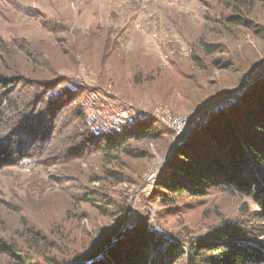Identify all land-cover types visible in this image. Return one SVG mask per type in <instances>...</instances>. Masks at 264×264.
<instances>
[{
  "label": "rangeland",
  "instance_id": "1",
  "mask_svg": "<svg viewBox=\"0 0 264 264\" xmlns=\"http://www.w3.org/2000/svg\"><path fill=\"white\" fill-rule=\"evenodd\" d=\"M235 13L254 27L229 24ZM1 74L11 81L6 95L32 102L23 105L34 124L24 141L29 157L0 171V238L18 247L19 257L68 260L115 225L110 214L122 206L129 213L111 236V251L145 223L185 240L228 230L239 242L264 246V213L253 198L213 189L166 205L157 185L178 147L264 82L263 3L249 13L234 0H0ZM44 82L68 85L75 94L66 101L106 128L140 124L158 137L131 142L133 155L106 157L91 144L84 152L67 148L77 112L57 117L43 106ZM191 118L187 135L178 136L170 120L188 126ZM78 135L87 142L85 132ZM107 200L115 206L104 215L96 204L107 207ZM35 233L43 244L32 248ZM14 258L0 249V264Z\"/></svg>",
  "mask_w": 264,
  "mask_h": 264
},
{
  "label": "trees",
  "instance_id": "2",
  "mask_svg": "<svg viewBox=\"0 0 264 264\" xmlns=\"http://www.w3.org/2000/svg\"><path fill=\"white\" fill-rule=\"evenodd\" d=\"M234 3L250 13L257 3L264 4V0H234ZM226 21L236 27H254L248 16L244 17L240 13L232 14ZM205 50H209V46ZM9 82L6 76L0 75V171L17 167L29 157V154H25L24 141L26 132L34 126L28 118L30 114L25 110V107H32V102L27 100L24 104L19 103V98L25 97V94L19 98L6 95ZM61 84H42L46 89L42 105L59 111L57 117L64 113L69 115L71 109L75 111L71 106L75 100L66 101L75 92H71L68 85L64 88ZM44 112L47 114V110ZM48 117L50 120L49 114ZM26 118L28 122L24 121V124ZM74 119L78 124L71 126L73 133L66 145L67 148L78 149L77 152L94 148L93 153L106 157L118 151L120 154L133 155L129 147L131 142L158 137L155 128L140 124L127 125L120 130L106 128V121L89 119L83 108ZM50 123L53 125L51 120ZM79 132L87 134V142L78 141L81 139ZM114 159L107 163H113ZM157 185L161 190V200L166 205L176 204V199L183 196L201 198L216 189L237 197H251L264 213V82L259 83L254 94L244 95L231 110L213 118L207 129L193 134L186 146L178 147ZM89 199L94 198L92 196ZM104 203L107 207L96 205L100 213L107 215V209H114L115 204L111 200ZM115 208V214H110L116 220L115 225L95 235L88 247L73 254L70 259L63 257L52 264H264V246L259 242H239L241 237L235 232L227 230L224 235L212 233L185 240L157 230L149 223L130 228L111 251L115 242L111 236L118 232L129 213L126 206ZM223 228L229 229V225L224 224ZM39 237L42 236L34 234L32 248L43 244ZM43 247L53 249L47 244ZM3 248L15 257L16 264H36L33 257L41 256L28 252L21 258L16 254L20 252L18 247L6 246L5 240L0 238V249ZM106 252H109L107 258L101 260ZM51 261L48 258V262Z\"/></svg>",
  "mask_w": 264,
  "mask_h": 264
},
{
  "label": "built area",
  "instance_id": "3",
  "mask_svg": "<svg viewBox=\"0 0 264 264\" xmlns=\"http://www.w3.org/2000/svg\"><path fill=\"white\" fill-rule=\"evenodd\" d=\"M197 114L194 115V117L196 116ZM192 118L189 120V124L188 126L186 125L187 122H185L184 119H180V121L178 120H170L172 126L175 128L178 136H186L187 135V132H188V129H189V126L191 125V122H192ZM155 175L154 173L150 174L149 175V180L150 181H154L155 179Z\"/></svg>",
  "mask_w": 264,
  "mask_h": 264
},
{
  "label": "water",
  "instance_id": "4",
  "mask_svg": "<svg viewBox=\"0 0 264 264\" xmlns=\"http://www.w3.org/2000/svg\"><path fill=\"white\" fill-rule=\"evenodd\" d=\"M117 235V234H116ZM116 235H115V237H116ZM114 240H116V238H114Z\"/></svg>",
  "mask_w": 264,
  "mask_h": 264
}]
</instances>
